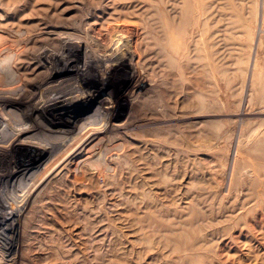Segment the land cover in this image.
Instances as JSON below:
<instances>
[{"label": "rangeland", "instance_id": "1", "mask_svg": "<svg viewBox=\"0 0 264 264\" xmlns=\"http://www.w3.org/2000/svg\"><path fill=\"white\" fill-rule=\"evenodd\" d=\"M2 66L0 264H264V0H0Z\"/></svg>", "mask_w": 264, "mask_h": 264}, {"label": "bare ground", "instance_id": "2", "mask_svg": "<svg viewBox=\"0 0 264 264\" xmlns=\"http://www.w3.org/2000/svg\"><path fill=\"white\" fill-rule=\"evenodd\" d=\"M83 7V6H82ZM86 7V6H85ZM88 8V7H87ZM84 10L83 11H85V8H83ZM81 12V11H80ZM86 12V11H85ZM84 12V13H85ZM90 12V11H89ZM87 13V12H86ZM87 15V14H86ZM85 15V16H86ZM88 15H90V14H88ZM87 15V16H88ZM87 16H86V18H87ZM89 18H90V16H88ZM88 19V18H87ZM116 24V23H115ZM119 24V23H118ZM59 28V27H58ZM61 28V27H60ZM93 28V27H92ZM49 29V28H48ZM49 32H51V31H49ZM69 32V31H68ZM78 32V31H77ZM77 32H76V34H77ZM45 33V32H44ZM47 33V32H46ZM45 33V34H46ZM63 33V32H62ZM73 34H74V32H72ZM81 33V32H80ZM83 33H84V30H83ZM37 34V33H36ZM35 33L32 35V36H34L35 37V35H36ZM40 34V33H39ZM49 34H51V33H49ZM65 34V33H64ZM53 35V34H52ZM61 35V34H60ZM70 36H71V33L69 34ZM83 35H86L85 33L83 34ZM75 36V35H74ZM67 37V36H66ZM79 37V36H78ZM87 37V36H86ZM82 38V37H81ZM80 38V39H81ZM37 39V38H36ZM69 39V38H68ZM83 39V38H82ZM84 40H85V38H84ZM139 40V39H138ZM28 41H31V40H28ZM38 41H39V38H38ZM43 41V40H42ZM63 41V40H62ZM88 41V40H87ZM84 42H86V40L84 41ZM29 43V42H28ZM89 43V42H88ZM87 44V43H86ZM91 44V43H90ZM75 45V44H74ZM25 46V45H24ZM88 47H89V45H87ZM90 46H92V45H90ZM95 46V45H94ZM118 46V45H117ZM70 47H72V44H71V46ZM78 47V46H77ZM69 48V47H68ZM87 48V47H86ZM44 50V49H43ZM49 50V49H48ZM64 50V49H63ZM87 50V49H86ZM52 51V50H51ZM69 51H70V49H69ZM67 52V51H66ZM65 52V53H66ZM45 53V52H44ZM54 53V52H53ZM63 53H64V51H63ZM55 54V53H54ZM57 54V53H56ZM74 54V53H73ZM115 54H116V52H115ZM118 54V53H117ZM43 55V54H42ZM31 56V55H30ZM34 56V55H33ZM66 56V55H65ZM49 57H50V55H49ZM118 57V56H117ZM116 57V58H117ZM34 59H35V57H33ZM43 58V57H42ZM46 58V57H45ZM53 58V57H52ZM51 58V59H52ZM72 58V57H71ZM88 58V57H87ZM90 58H91V55H90ZM95 58V57H94ZM109 58H111V57H109ZM119 58H120V56H119ZM50 59V58H49ZM50 59V60H51ZM73 59V58H72ZM99 60L98 58H95V60ZM121 59H123L122 57L119 59L120 61H121ZM35 60H37V59H35ZM65 60H66V58H65ZM71 60V59H70ZM109 60V59H108ZM67 61H68V59H67ZM77 61V60H76ZM37 62H38V60H37ZM41 62V61H40ZM38 63V64H41V63ZM51 62V61H50ZM87 62V61H86ZM91 62V61H90ZM105 62V61H104ZM122 63H123V61H121ZM52 64V63H51ZM51 64L49 65V66H51ZM88 64V63H87ZM42 65V64H41ZM89 65V64H88ZM40 66V65H39ZM61 67H63L62 65H61ZM85 67V66H84ZM53 68V67H52ZM86 68V67H85ZM91 68V67H90ZM11 69H12V66L11 67H9L8 68V70H6L5 68H3V66L0 68V78H2L3 77V74H6V71H8V73L9 72H11ZM48 69H51V68H48ZM63 69V68H62ZM83 69V68H82ZM88 69V68H87ZM116 69V68H115ZM118 69V68H117ZM6 70V71H5ZM64 70V69H63ZM86 70V69H85ZM89 71V70H88ZM37 72V71H36ZM39 72V71H38ZM77 71H75V73H73V74H77L76 73ZM49 75V74H48ZM47 75V76H48ZM52 75H57V73H55V74H52ZM51 75V76H52ZM47 78V77H46ZM4 79V78H3ZM43 79V78H42ZM45 79V78H44ZM48 79V78H47ZM9 80V79H8ZM12 81V80H11ZM10 81V82H11ZM51 81V80H50ZM84 81L86 82V80L84 79ZM1 82V81H0ZM43 82V81H42ZM46 82V81H45ZM49 82V81H48ZM89 82V81H88ZM81 83H83V82H81ZM13 85V84H12ZM14 86H15V84H14ZM93 88V91L91 90L90 92H94L96 89H94V86H92ZM4 88V87H3ZM12 88V87H11ZM14 88V87H13ZM17 88H19V87H17ZM34 89V88H33ZM21 90V89H20ZM19 90V91H20ZM50 90V89H49ZM70 90V89H69ZM73 90V89H72ZM83 90H85V89H83ZM53 91V90H52ZM54 92V91H53ZM51 93V92H50ZM55 94V93H54ZM57 95V94H56ZM5 96V95H4ZM36 96V95H35ZM38 96V95H37ZM39 96H40V94H39ZM0 97H1V95H0ZM58 97V96H57ZM32 98H34V97H32ZM43 98V97H42ZM1 99V98H0ZM47 101V100H46ZM57 101V100H56ZM0 102H1V100H0ZM15 102V101H14ZM43 102V101H42ZM48 102V101H47ZM24 103V102H23ZM15 106H16V103H13ZM52 104V103H51ZM36 107V106H35ZM5 109V108H4ZM16 109V108H15ZM67 109H68V107L66 106V108H64L63 109V111H64V113L65 112H67ZM3 110V109H2ZM4 111V110H3ZM3 111H1V112H3ZM4 113V112H3ZM62 114V112H59V113H57V114ZM3 114L1 113V116H2ZM3 117V116H2ZM9 117H7V119H8ZM4 120V119H3ZM2 121V120H1ZM3 122V121H2ZM3 125V124H2ZM45 126V125H44ZM2 127V126H1ZM55 127V126H54ZM29 128H31L29 131H26L25 133H24V131L22 132V133H19V134H17V136L19 137V138H21L22 136H24L25 134H34V133H32V132H34V126H31V127H29ZM37 128V127H36ZM40 128V127H39ZM42 128V127H41ZM44 128V127H43ZM104 128H105V126H104ZM39 131H41V130H39ZM49 131V130H48ZM9 132H10V130H9ZM36 133V132H35ZM44 133V132H43ZM45 135H47V131H45ZM38 134V133H37ZM6 135V134H5ZM8 135V134H7ZM11 135V134H10ZM33 136V135H32ZM57 136V135H56ZM37 138H39V139H37V140H41V141H45V143H46V145L49 147V146H51V145H53L54 143L56 144V142H60V141H58L57 139H53V138H51V137H44V134L42 135V136H36ZM44 137V138H43ZM58 138H59V136H58ZM1 139V138H0ZM22 139V138H21ZM34 139H35V136H34ZM33 139V140H34ZM69 139V138H68ZM4 140V139H3ZM9 140V139H8ZM11 140V139H10ZM12 141V140H11ZM11 141H9V142H7V144H0V161H2L4 164H5V166H6V168H8L9 167V165L10 164H8V162L6 161V160H4V158H7V156H9L8 154L11 152V150H12V147H13V142H11ZM56 141V142H55ZM16 142V141H15ZM61 144V143H60ZM15 145V144H14ZM57 145V144H56ZM48 147H45L46 149H48ZM52 148V147H51ZM51 152V151H50ZM71 155V154H70ZM29 165V164H28ZM15 166V165H14ZM29 167H31V168H34V166H29ZM55 167V166H54ZM7 171V169H2V171L4 172V171ZM19 170H21V169H19ZM1 172V171H0ZM49 174V173H48ZM7 175V176H6ZM13 177V181L10 183V185L7 187H5L4 188V190H3V188L2 189H0V191H1V194H0V203H2L3 202V200L6 202V204H4V203H2V210H0V233L4 230L3 229V226L4 225H9L11 222H8L10 219H11V221H13V220H15L14 219V216H15V214H18V212L17 211H15L16 210V208L17 207H19V206H16V203L15 202H17L15 199H13L12 198V196H11V198L13 199V200H15V204L13 203L12 204V202L11 201H8V199H7V195H8V192H9V194L10 195H13L14 193H18V194H21V193H24V195L26 194L25 193V191H27V190H29V188H31V186H32V184H33V182H35L36 180H35V178H33V176H29L28 174H26L25 172H24V170H22V172L20 173V174H17V173H14L13 171L11 172H9V169H8V171L7 172H5V173H0V188L3 186V183L1 182V181H3V178L4 177ZM28 177L30 178L29 180H30V182L28 181L27 182V179H28ZM14 184L15 185H17V187L15 188V186H14ZM14 192H13V191ZM11 192H12V194H11ZM18 194H15V197H20ZM9 195V196H10ZM14 196V195H13ZM7 199V200H6ZM7 201H8V203H7ZM20 202H23V199L22 200H20ZM20 207H22V205L20 206ZM1 209V208H0ZM18 209V208H17ZM5 237H8L9 235H7V233H5Z\"/></svg>", "mask_w": 264, "mask_h": 264}]
</instances>
